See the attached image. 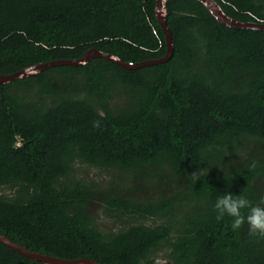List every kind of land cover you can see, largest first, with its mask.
<instances>
[{
    "label": "trees",
    "instance_id": "1",
    "mask_svg": "<svg viewBox=\"0 0 264 264\" xmlns=\"http://www.w3.org/2000/svg\"><path fill=\"white\" fill-rule=\"evenodd\" d=\"M215 1L264 22V0ZM165 10V63L93 58L0 84L1 235L98 264H264V237L213 209L226 191L264 197V31L224 25L200 0ZM156 12L157 0H0V74L92 48L161 59ZM0 264L46 263L0 242Z\"/></svg>",
    "mask_w": 264,
    "mask_h": 264
},
{
    "label": "water",
    "instance_id": "2",
    "mask_svg": "<svg viewBox=\"0 0 264 264\" xmlns=\"http://www.w3.org/2000/svg\"><path fill=\"white\" fill-rule=\"evenodd\" d=\"M167 0H157V19L162 27L167 41V53L166 55L158 60H148L145 62H141L138 64L132 63H124L116 56L104 53L99 51L96 48H92L88 50L84 57L80 60H55L51 62H45L37 64L31 68L10 74V75H1L0 74V84L10 83L18 78L27 77L30 75H34L36 73L42 72L46 69L56 67V66H78L81 64H85L92 60L93 58H105L111 60L113 62L118 63L119 65L126 67L128 69H139L145 66H151L156 64H161L169 61L174 54V44L172 40V34L167 24V17H166V10H165V2ZM205 6L212 12V14L224 25L237 28V29H253V30H260L264 31V22H240L228 17L220 7V5L215 0H200ZM0 242L7 245L8 247L12 248L13 250L17 251L18 253L37 260L44 262L46 264H98L96 262L86 260V259H79V260H65L60 259L52 256L43 255L36 252H31L28 249L16 244L12 240L8 239L7 237L0 234Z\"/></svg>",
    "mask_w": 264,
    "mask_h": 264
},
{
    "label": "clouds",
    "instance_id": "3",
    "mask_svg": "<svg viewBox=\"0 0 264 264\" xmlns=\"http://www.w3.org/2000/svg\"><path fill=\"white\" fill-rule=\"evenodd\" d=\"M193 176L196 177V173ZM213 209L217 221L223 220L225 216L232 218L233 231H239L247 224L250 236L264 237V197L253 204L242 194L235 195L226 191L216 197Z\"/></svg>",
    "mask_w": 264,
    "mask_h": 264
},
{
    "label": "rangeland",
    "instance_id": "4",
    "mask_svg": "<svg viewBox=\"0 0 264 264\" xmlns=\"http://www.w3.org/2000/svg\"><path fill=\"white\" fill-rule=\"evenodd\" d=\"M90 172L92 173V171ZM102 221L106 226H112L111 222H108L107 219H103ZM157 258L158 259L156 260V264H166V259L164 257V254H160Z\"/></svg>",
    "mask_w": 264,
    "mask_h": 264
}]
</instances>
